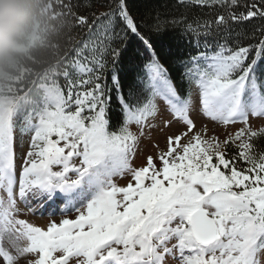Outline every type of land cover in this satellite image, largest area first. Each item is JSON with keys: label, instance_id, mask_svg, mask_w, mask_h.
Wrapping results in <instances>:
<instances>
[{"label": "snow or ice", "instance_id": "snow-or-ice-1", "mask_svg": "<svg viewBox=\"0 0 264 264\" xmlns=\"http://www.w3.org/2000/svg\"><path fill=\"white\" fill-rule=\"evenodd\" d=\"M176 3L149 24L129 0H43L42 56L0 85V264H264V0ZM168 25L195 49L179 81L154 39ZM153 131L165 146L134 167Z\"/></svg>", "mask_w": 264, "mask_h": 264}, {"label": "trees", "instance_id": "trees-1", "mask_svg": "<svg viewBox=\"0 0 264 264\" xmlns=\"http://www.w3.org/2000/svg\"><path fill=\"white\" fill-rule=\"evenodd\" d=\"M101 0H94V11L103 12L106 9L100 6ZM129 8L133 16L137 18L138 23L146 21L152 23L150 13L154 15L157 11L162 18L180 17L185 13V8L177 6L176 0H129ZM208 9H201L200 7L192 6L187 11L188 20L191 22L195 17L202 16ZM251 26H249L250 30ZM75 35V32L73 33ZM158 49L165 55L164 62L170 67L171 75L179 81L180 68L176 64L177 57H187L190 53H194L195 49L192 47L190 37L182 35V27H173L168 25L166 30L159 36L154 37ZM67 38L61 39L60 43L63 46ZM132 53L125 54V60L122 64L117 65L120 72L121 81L124 84L125 92H127L128 85L133 79L132 65L127 61V57ZM186 84H182L181 92H186ZM115 98H113V112L115 118L116 109ZM231 151V149H229Z\"/></svg>", "mask_w": 264, "mask_h": 264}, {"label": "clouds", "instance_id": "clouds-1", "mask_svg": "<svg viewBox=\"0 0 264 264\" xmlns=\"http://www.w3.org/2000/svg\"><path fill=\"white\" fill-rule=\"evenodd\" d=\"M43 0H0V85L14 79L19 67L43 52L33 43ZM28 5L30 7H23Z\"/></svg>", "mask_w": 264, "mask_h": 264}, {"label": "rangeland", "instance_id": "rangeland-1", "mask_svg": "<svg viewBox=\"0 0 264 264\" xmlns=\"http://www.w3.org/2000/svg\"><path fill=\"white\" fill-rule=\"evenodd\" d=\"M156 122L158 123V120ZM254 122L256 124H258L260 121L259 120H255ZM208 126H209L210 130H212L214 128V125H212L211 123H209ZM239 126H240L239 124L230 126L227 131H233L235 128H238ZM133 130H135L134 127H133ZM173 130H175V126H174ZM215 130H216L217 133H219L220 138L223 139L224 131H222L219 128H216ZM157 141H159V146L161 148H163L165 146L162 134H160L157 131H153V133L151 134L150 138L146 137L145 139H143L140 142V145H139L138 151L136 153L135 159L132 161L134 167L142 166L144 164L145 157L148 154H154L157 151V149L152 146ZM127 180H128V177L125 176L123 179H117V183L120 184V185H124V184L127 183ZM56 208H57V204L56 203H52L50 205V209H56ZM29 216L31 218H33L35 220V222H38L42 226H46V224L51 219L59 220L61 218V215H60L59 211H56V215L54 217L45 215L43 218H41L39 215L33 216L31 214H29ZM26 218H29L28 215L26 216ZM72 218H74V217H72Z\"/></svg>", "mask_w": 264, "mask_h": 264}]
</instances>
